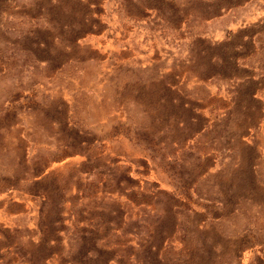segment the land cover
Returning a JSON list of instances; mask_svg holds the SVG:
<instances>
[{
  "label": "rangeland",
  "instance_id": "374dc122",
  "mask_svg": "<svg viewBox=\"0 0 264 264\" xmlns=\"http://www.w3.org/2000/svg\"><path fill=\"white\" fill-rule=\"evenodd\" d=\"M0 264H264V0H0Z\"/></svg>",
  "mask_w": 264,
  "mask_h": 264
}]
</instances>
